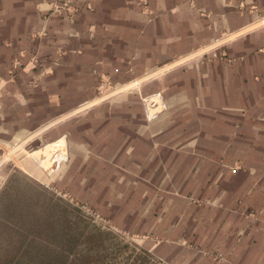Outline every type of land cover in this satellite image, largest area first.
<instances>
[{
    "label": "crops",
    "instance_id": "obj_1",
    "mask_svg": "<svg viewBox=\"0 0 264 264\" xmlns=\"http://www.w3.org/2000/svg\"><path fill=\"white\" fill-rule=\"evenodd\" d=\"M158 92L168 108L149 122ZM59 143L62 198L163 264H264V0H0V144L15 152L0 183L51 184ZM39 199L35 222L33 199L0 210L8 254L22 235L58 248L37 233L63 211Z\"/></svg>",
    "mask_w": 264,
    "mask_h": 264
},
{
    "label": "trees",
    "instance_id": "obj_2",
    "mask_svg": "<svg viewBox=\"0 0 264 264\" xmlns=\"http://www.w3.org/2000/svg\"><path fill=\"white\" fill-rule=\"evenodd\" d=\"M58 201L59 203L46 206H60L64 226L59 232L50 229L49 232L45 230V234L43 231L46 236L37 233L38 237H45L54 246L59 243L58 248H51L46 243L30 240L28 236L22 235L23 240L9 248L10 259L1 264H163L137 244L117 242L119 235L97 227L91 217L73 215L69 204L62 199ZM78 208L81 212V208Z\"/></svg>",
    "mask_w": 264,
    "mask_h": 264
},
{
    "label": "rangeland",
    "instance_id": "obj_3",
    "mask_svg": "<svg viewBox=\"0 0 264 264\" xmlns=\"http://www.w3.org/2000/svg\"><path fill=\"white\" fill-rule=\"evenodd\" d=\"M245 14H250L249 12L245 13ZM243 15V14H242ZM195 20H201L204 18L200 17V13H195L194 15ZM224 20V18L222 19ZM206 26L209 27V31L211 32V36L216 37L219 35H224L223 30L226 29V25H221L220 23H205ZM255 34H253L250 39H253V36ZM255 37V36H254ZM181 39H173L168 41V44H177L180 43ZM212 42V41H211ZM244 43V42H242ZM217 51H213L209 53V57L211 59H216V57H220L221 56H217ZM240 54V53H238ZM31 62H33L35 69L37 68V70H39L40 72L42 70H44V62H43V57L38 55L37 53L34 55H32L30 57ZM45 76V75H43ZM53 142L56 141H52V142H46L44 144H40L38 146L35 147V149L29 153L33 154L34 152L40 150L41 148H43L44 146L48 145V144H52ZM61 145V144H58ZM58 145L56 147H58ZM54 147V149L56 148ZM67 154V152H66ZM68 155V154H67ZM32 157V155H31ZM9 158H7V161L1 166L2 168H5V171L8 172V170H13L15 168L14 163L13 162H9L8 161ZM49 163V162H48ZM37 164V163H36ZM42 169V168H41ZM43 170V169H42ZM44 171V170H43ZM47 181H49V179H47ZM48 183H51L50 181ZM0 210H3V208H7L13 205V207H17V209H19V211H21L22 213H27L26 210H29V207L27 205L26 207V200L25 198H30L33 199V201L31 200H27L29 203H31V205L34 204V206H32L30 211L32 215H36L31 218V221L35 222V218L41 216V212L44 211V209L40 208H35L36 205L35 203L37 201H39V194L40 193H48V196L53 197L55 199H62L63 201H65L67 204H69L71 206V211H73V215L78 216V215H85L88 217H91L92 220H94L93 222L97 225V227L103 229L104 231H111L113 233H115L117 236L119 235L118 241L119 243L122 244H136V242H134L131 237H129L127 234L114 230L112 229V226L102 217L99 215L95 214V211L93 209H91L87 204H82V203H77L75 201L69 200V199H63L62 196L58 193L57 191V184L51 183V184H40L39 182H37L36 180L33 179H6L2 181V183H0ZM78 207L81 208V212H79L77 209H79ZM83 207H87V209L89 208L91 211H93V213L96 216H93L91 213H87L85 212V210L83 209ZM1 213V212H0ZM45 213V212H44ZM2 215V214H0ZM87 218V217H85ZM18 220L20 219V217L17 218ZM90 220V218H87ZM86 219V220H87ZM29 220V217H28ZM3 241V236L0 235V243ZM4 244V243H3ZM7 258H9V254L6 252V249L1 248L0 247V260H7ZM120 260H123L122 258H119Z\"/></svg>",
    "mask_w": 264,
    "mask_h": 264
},
{
    "label": "built area",
    "instance_id": "obj_4",
    "mask_svg": "<svg viewBox=\"0 0 264 264\" xmlns=\"http://www.w3.org/2000/svg\"><path fill=\"white\" fill-rule=\"evenodd\" d=\"M143 103H144V108H145V116L149 122L156 120L159 117V115L167 111V108H168L167 104L165 103L164 97L162 93L160 92L144 97ZM63 149L64 148L62 145H58V147H56L49 155H47L46 158L44 157L53 166L51 170L42 168L46 176L49 178L50 182L54 181V179L52 178L54 177L57 169L61 165H64L68 162V155L66 154V152L65 153L63 152ZM14 157H15L14 151L0 144V167L7 161V158H9L8 159L9 162L11 161L15 162ZM39 164L40 163H37L38 166ZM83 209L85 210V212L91 213L93 216L97 215L96 213L95 215L93 211H91L89 208L87 209V207H83Z\"/></svg>",
    "mask_w": 264,
    "mask_h": 264
}]
</instances>
